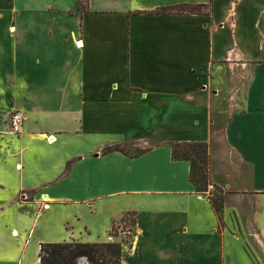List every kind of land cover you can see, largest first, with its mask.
Returning a JSON list of instances; mask_svg holds the SVG:
<instances>
[{
	"label": "crops",
	"instance_id": "1",
	"mask_svg": "<svg viewBox=\"0 0 264 264\" xmlns=\"http://www.w3.org/2000/svg\"><path fill=\"white\" fill-rule=\"evenodd\" d=\"M205 2L87 0L81 13L77 0H0V113L24 118L18 135L0 129V264L105 243L125 215L121 264H256L251 251L264 264V0H228L218 17L220 0ZM174 5L210 10L152 13ZM125 141L152 145L103 152ZM182 141L209 145L222 227L189 163L171 159ZM100 204L115 214L95 242L78 224ZM64 211L49 233L47 214Z\"/></svg>",
	"mask_w": 264,
	"mask_h": 264
},
{
	"label": "trees",
	"instance_id": "2",
	"mask_svg": "<svg viewBox=\"0 0 264 264\" xmlns=\"http://www.w3.org/2000/svg\"><path fill=\"white\" fill-rule=\"evenodd\" d=\"M87 0H77V11L85 12ZM205 5H201L204 7ZM153 14H193L196 8L190 5H174L156 9ZM171 159L174 161H186L189 163V182L197 194L205 195L209 180V145L203 141H182L171 142ZM145 149L138 152L135 156L148 151ZM118 151L126 154L120 145L105 148L103 152L109 153ZM68 167V164H67ZM219 195H207L211 203L219 226H223L221 213L223 208V195L217 189ZM221 194V195H220ZM215 196V197H214ZM113 228V225H112ZM111 228V229H112ZM125 256L121 246L117 243H46L41 244L38 253L37 264H79L80 259H84L87 264H121V259Z\"/></svg>",
	"mask_w": 264,
	"mask_h": 264
},
{
	"label": "rangeland",
	"instance_id": "3",
	"mask_svg": "<svg viewBox=\"0 0 264 264\" xmlns=\"http://www.w3.org/2000/svg\"><path fill=\"white\" fill-rule=\"evenodd\" d=\"M205 1H206L205 3H207L208 5L211 3V0H205ZM234 1L235 0H231V4ZM227 6H228V0H220L219 4H217V6H216V10H215L216 16L217 17H218V15L224 16L226 14V12L228 11ZM193 7L196 8V13H205L206 11L208 12L210 10L209 7L206 5L204 7H201V5H195ZM261 16H262V14H261ZM194 96L196 97V94ZM215 104L217 105L218 103H215ZM220 104H221V102H220ZM9 116L10 115L0 113V129H3L8 124ZM155 139L156 138L153 137V141H155ZM211 142L215 143V139L213 136H211V138H210V144H211ZM150 145H152V143L149 145H142L138 141H125L120 146L126 154L134 155L140 151H143L144 150L143 148L150 146ZM259 168L264 173V163H262L261 167H259ZM257 177L258 176H255V173H254V171H252V169L249 170V172L247 173L246 178L244 180L243 188H246V189L255 188V183L257 182L256 181ZM216 194L219 195V193H215V195ZM205 195H208V193H205ZM211 196H213V195H211ZM97 209H99V211L97 212L96 216H92L91 218L86 213H82L83 219L81 220L80 224H78V227L85 225L93 231L94 237L90 240H94V241L97 239V235L98 236L100 235L97 233H99V231H101L103 228H105L108 217L115 214L112 210L111 204H107V205L106 204H100ZM69 214L70 213L68 211L58 212V213H55L53 215L47 214L46 220H47L48 225H49V233H51V234L58 233V235H59V233L61 232V228H60V225L58 223H59L60 219L65 218V217H69ZM132 234H133V218L131 215H125L121 219L113 222V228L109 232L107 243L119 244L121 246L123 253L126 254L127 249L129 248V245L131 242ZM260 235L264 239V231H261ZM60 242H62V241H58L57 243H60ZM54 243H56V242H54ZM251 258L253 259V262H255L256 264H260L252 251H251ZM79 264H87V262L85 260H80Z\"/></svg>",
	"mask_w": 264,
	"mask_h": 264
},
{
	"label": "built area",
	"instance_id": "4",
	"mask_svg": "<svg viewBox=\"0 0 264 264\" xmlns=\"http://www.w3.org/2000/svg\"><path fill=\"white\" fill-rule=\"evenodd\" d=\"M8 124L6 125V130L4 133L9 135H18L21 132L22 125H23V115L19 111H13L9 114ZM207 192L209 195H214L216 193V189L213 185L208 184ZM22 199H26V196H23Z\"/></svg>",
	"mask_w": 264,
	"mask_h": 264
}]
</instances>
